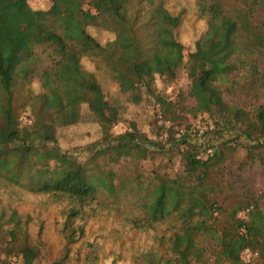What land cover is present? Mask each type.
I'll return each instance as SVG.
<instances>
[{"label": "trees", "instance_id": "trees-1", "mask_svg": "<svg viewBox=\"0 0 264 264\" xmlns=\"http://www.w3.org/2000/svg\"><path fill=\"white\" fill-rule=\"evenodd\" d=\"M28 1L0 0V188L69 203L59 229L65 254L52 264H66L69 249L85 235V223L101 211L112 212L131 231L152 232L148 246L131 249L132 264H264L258 200L249 191L231 200L223 192L228 183L214 177L238 148L264 172V105H251L264 89V0H193L205 27L187 56L175 34L184 10L173 14L166 0H48L45 10L30 8ZM89 26L114 39L100 44ZM38 47L50 58L41 70L32 67ZM82 57L102 63L132 104L151 97L161 111L155 116L157 135L164 130L167 137L152 140L134 124L130 132L106 134L105 127L119 122V109L105 99L95 77L89 80L82 71ZM181 71L189 82L186 96L195 103L189 113H206L214 124L207 145L187 129L175 131L181 94L173 100L165 90L153 93L156 76L168 86ZM34 76L51 97L42 94L37 109L19 113L15 94ZM57 82L93 93L88 110L100 128L99 140L72 152L60 147L58 131L77 124L81 115L66 121ZM50 102L63 109L48 108ZM23 116L30 125L19 121ZM28 130L39 133L40 143L28 139ZM212 135L221 138L220 145L211 144ZM170 153L187 173L171 172L170 158L164 167L142 170L144 162ZM187 174L197 176L196 186ZM30 222L0 198V264H38ZM41 233L40 228L39 238ZM247 248L257 253L249 263L242 260Z\"/></svg>", "mask_w": 264, "mask_h": 264}, {"label": "rangeland", "instance_id": "rangeland-1", "mask_svg": "<svg viewBox=\"0 0 264 264\" xmlns=\"http://www.w3.org/2000/svg\"><path fill=\"white\" fill-rule=\"evenodd\" d=\"M85 1L89 2L90 0ZM28 4L34 10H45L49 7L48 0H29ZM166 6L173 14L184 10L181 24L175 30V34L177 40L185 47L184 54L187 56L192 49L194 40L204 30L205 24L196 16L193 0H166ZM87 31L102 45L114 39L113 33L99 27L89 26ZM35 54V61L32 64L35 69L41 70L50 63L49 54L45 49L38 47L35 49ZM79 65L89 80L95 77L105 99L119 109V123L127 127H132L131 124H134L141 133L152 140L157 138L158 141H163L167 137L164 130L159 133V136L157 135L156 127L160 121H156L157 104L151 97L147 96L149 100L144 99L139 104H132L129 102L127 94L119 92L117 85L109 78L102 63L98 60L82 57L79 60ZM188 84L185 73L181 71L175 83L167 86L159 79L158 83H153L152 88L153 93L165 90L166 95L173 100L179 94L183 96L180 103L181 119L175 131L187 129L196 136L201 145H207L209 133L214 129V124L206 113H198L195 116L189 113V109L193 108L195 103L193 99L186 96ZM70 87L68 84L57 82L55 89L62 93L65 107L63 109L50 102L48 108L63 109L66 112L67 122L76 120L80 113L81 118L77 124L61 129L57 134L60 147L72 152L71 150L81 149L83 146L99 140L101 132L96 120L88 110L89 102L93 101V93L86 91L84 87L79 88L75 85L69 89ZM42 94H48L51 97V93L42 88L39 77L34 76L29 83L20 87L16 92L14 107L19 113L22 111L31 113L32 109H37L40 106ZM258 95V99L251 102L253 107L264 105V89ZM96 96L101 98L100 95L95 94ZM170 124V122L165 123L166 127ZM113 126L105 127V133L116 134ZM30 131L28 130V132ZM30 134L28 139L31 142L40 143L39 133L32 131ZM220 139V137L212 135L210 142L218 146L221 144ZM209 153L211 151L202 152L200 157L205 158ZM167 157L157 156L144 162L142 170L147 172L159 166L164 167L170 158L172 162L168 169L171 172H185L175 153H170V156ZM245 157V150L238 148L225 162L222 172L214 177H220L223 185L228 183L223 192L232 195L231 200L234 201L243 192L249 191L258 200L260 209L264 211V172L258 163L246 162ZM187 176L193 186L198 184L197 176L188 174ZM0 198L5 206L16 208L23 216H30L28 238L30 241H34L39 249L38 264H52L63 257L65 242L59 229L64 219L63 214L69 206L66 200L52 195H32L12 188H0ZM40 228L42 235L39 238L38 230ZM84 232L85 235L81 241L74 243L69 249V259L66 264H132L131 249L148 246L151 243L152 235L151 231L148 234L131 231L119 217H116L112 212L107 213V211H101L96 218L89 219L84 225ZM91 258H93L92 261Z\"/></svg>", "mask_w": 264, "mask_h": 264}, {"label": "built area", "instance_id": "built-area-1", "mask_svg": "<svg viewBox=\"0 0 264 264\" xmlns=\"http://www.w3.org/2000/svg\"><path fill=\"white\" fill-rule=\"evenodd\" d=\"M155 82L158 83L159 82V77H155ZM156 112H157V116L160 118L161 117V111L159 109V106L156 105ZM19 121L27 126V125H30L31 124V121L30 119H28L27 117L23 116L19 119ZM113 130L116 132V133H125V132H130L131 129L129 127H127L126 125H123L122 123H116L114 124L113 126ZM247 211V210H246ZM246 211H243L241 213L238 214V216L240 218H245V214H246ZM257 256V253L253 252L252 250H250L249 248L247 249H244L243 252H242V260L245 262V263H249L254 257Z\"/></svg>", "mask_w": 264, "mask_h": 264}]
</instances>
